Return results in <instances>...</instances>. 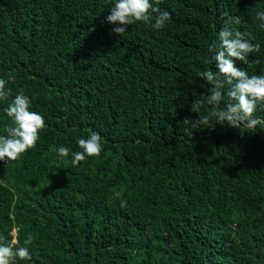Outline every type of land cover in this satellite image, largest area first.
Masks as SVG:
<instances>
[{
    "label": "trees",
    "instance_id": "16d2710c",
    "mask_svg": "<svg viewBox=\"0 0 264 264\" xmlns=\"http://www.w3.org/2000/svg\"><path fill=\"white\" fill-rule=\"evenodd\" d=\"M114 2L0 0V79L15 77L0 135L21 89L47 125L0 162V243L28 247L13 264H264V125L182 123L211 111L192 102L211 88L199 73L216 71L222 28L252 33L260 51L236 66L264 74V0H150L170 13L165 27L120 36L101 23ZM91 132L101 154L73 166Z\"/></svg>",
    "mask_w": 264,
    "mask_h": 264
},
{
    "label": "clouds",
    "instance_id": "9594fccd",
    "mask_svg": "<svg viewBox=\"0 0 264 264\" xmlns=\"http://www.w3.org/2000/svg\"><path fill=\"white\" fill-rule=\"evenodd\" d=\"M159 2L160 0H157V3ZM256 18L264 21V12L258 11ZM169 20L170 13L153 7L150 0H115L109 14L101 23L116 25L111 31L120 36L128 30V26L136 22H143L161 30ZM230 20L237 25L242 22L239 16H233ZM260 27L264 28V23H261ZM91 30L94 31L95 28ZM218 36L219 50L215 51L210 47V52L214 51L215 54L207 61L215 62L216 71L205 70L199 73L211 88L207 95L200 94L192 102L193 108L207 103L212 106L211 111L197 120L186 117L182 123L200 127L212 124L210 117H215L222 125L227 123L235 129L255 131L258 126L264 125V119L254 117L257 104H264V74L250 76L247 71L236 66V61L247 64L248 54L259 52L260 45L252 43V33L232 30L227 26L220 30ZM14 80V76H9L7 81L0 79V100L10 96V89L6 90V85ZM225 95L229 102L221 107ZM31 103V99L21 89L4 109L12 119L13 125L5 127L6 136L0 135V162L16 161L27 150L34 148L40 131L47 127L44 116L30 110ZM214 126L215 124H212L211 127ZM101 140L102 137L97 132H91L87 138H79L77 144L82 151L71 153V164L77 166L86 157L99 156L103 150ZM57 152L60 157H67L70 149L61 145ZM32 240L33 237L28 235L25 244H31ZM16 244L15 239L0 243V264H13L16 257L21 260L32 259L28 247L15 248Z\"/></svg>",
    "mask_w": 264,
    "mask_h": 264
}]
</instances>
